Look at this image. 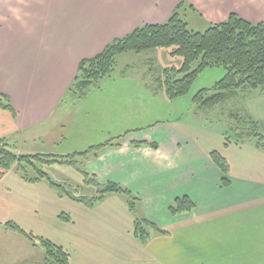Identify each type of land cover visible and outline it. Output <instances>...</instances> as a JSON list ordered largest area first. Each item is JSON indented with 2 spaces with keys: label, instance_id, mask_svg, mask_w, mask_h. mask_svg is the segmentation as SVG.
<instances>
[{
  "label": "crops",
  "instance_id": "0c3cea01",
  "mask_svg": "<svg viewBox=\"0 0 264 264\" xmlns=\"http://www.w3.org/2000/svg\"><path fill=\"white\" fill-rule=\"evenodd\" d=\"M178 5V12L198 15L205 25L231 12L250 22L264 19V0H0V93L13 109L0 108V140L18 148L17 154L66 155L123 135L120 145L82 160L84 172L98 191L110 182L129 189L148 235L134 233L123 193L79 200L69 192L70 203L53 209L51 217L72 239L78 254L72 264L87 255L89 264H264L263 147L251 138L249 145H226L222 130L210 129L213 122L187 117L193 106H217H199L193 97L225 71L207 69L201 86L173 100L156 88L152 68L130 71L128 65L79 100L67 92L83 59L141 25L164 22ZM248 95L244 113L262 126L264 91L247 93L245 101ZM211 150L227 160L226 185ZM10 168H0V184ZM36 178L24 180L42 182ZM182 196L195 208L172 215L169 206ZM17 208L12 198H0V261L18 252L21 235L4 225Z\"/></svg>",
  "mask_w": 264,
  "mask_h": 264
},
{
  "label": "trees",
  "instance_id": "16d2710c",
  "mask_svg": "<svg viewBox=\"0 0 264 264\" xmlns=\"http://www.w3.org/2000/svg\"><path fill=\"white\" fill-rule=\"evenodd\" d=\"M180 6L178 5L164 22L141 25L125 36L110 42L96 56L83 59L67 92L79 100L85 97L91 88L98 87L104 78L113 74L119 54L140 53L155 48H165L168 54L178 55L183 59L180 67H164L155 78L156 88L162 90L168 100L187 95L197 77L203 71L212 68H222L225 74L213 85L200 89L194 95L193 103L199 106L212 107L244 97L252 91H264V19L250 22L231 12L224 20L209 24L204 31H195L187 27V22L178 12ZM192 65L195 66L192 67ZM0 108L13 112L9 98L3 93H0ZM236 114L230 113V116L244 125L237 127L234 131V143L238 144L245 139L254 138L257 146L263 145V135L257 130L260 127L258 121L248 113H244L241 117H237ZM122 137L123 135L110 138L100 145L66 155L17 154L9 144L0 140V168L6 170L15 165L17 168L24 169L26 165H30L37 170L45 164H65L74 166L83 174L85 180H88L84 170L79 167L80 161L77 159L86 160L89 155H97L104 147L118 146L121 144L119 138ZM224 141L226 145L231 142L227 135L224 136ZM149 144L153 148L157 147L155 143ZM209 156L223 174L222 184L226 185L228 182L227 160L218 150H211ZM38 173V179L47 178L43 171ZM48 179L53 187L72 197L62 183ZM99 192L95 198H101L107 192L123 193L127 197L128 208L134 215V233L141 239H146L148 231L144 226H139L137 197L126 187L114 182L105 184ZM78 199L84 200L85 197ZM194 208L195 203L189 197L182 196L177 197L168 209L172 215H176L190 212ZM144 221L154 230L163 232L153 223ZM4 225L7 229L14 230L30 241L38 243L44 249L46 264H69L68 253L62 246L49 239L33 235L15 222L8 221Z\"/></svg>",
  "mask_w": 264,
  "mask_h": 264
},
{
  "label": "rangeland",
  "instance_id": "374dc122",
  "mask_svg": "<svg viewBox=\"0 0 264 264\" xmlns=\"http://www.w3.org/2000/svg\"><path fill=\"white\" fill-rule=\"evenodd\" d=\"M182 18L187 22V27L191 30L195 31H204L208 26L205 25L204 21L198 16L193 15L190 12H180ZM141 55L137 54H120L116 58L115 70L113 73L121 72L124 65L129 66V70H146L147 67L152 68V75L158 76L161 72V69L164 67H180L183 63V59L178 55H170L168 54L167 49L165 48H156L150 49L141 52ZM128 55H131L128 57ZM137 55V56H136ZM134 58H130L133 57ZM151 58V59H150ZM151 61L150 65H148V61ZM195 65H192L194 67ZM211 71H217V69L225 71L222 68H212ZM206 71V70H205ZM202 72L197 79L195 80L191 89H195V87L201 86V83L206 76L207 72ZM119 72V73H120ZM214 73V72H213ZM151 88L152 78L149 76L147 78ZM209 82V81H208ZM101 83V82H100ZM100 85V84H99ZM190 89V91H191ZM257 92H254L255 94ZM252 94V95H253ZM252 96L248 95L245 101V97L241 96L239 98H235L229 100L225 103L219 104L210 110L198 109L196 106L190 110L187 117H189L190 113L194 115L201 116L206 120H210L213 122L211 128L221 129V133L223 132L224 136H228L231 142H234V131L237 127L244 125V123L238 122L236 118L230 116V113H237V117H241L244 114L246 106ZM246 105V106H245ZM186 114L183 117L186 120ZM259 134L263 135V147L264 150V125L260 126L258 129ZM210 135H214L212 131H208ZM254 139V138H252ZM250 140H243L245 145L250 144ZM255 140V139H254ZM256 142V140H255ZM11 149L15 152L18 151V148L11 147ZM79 158L77 159V161ZM80 168L84 170L83 161L79 160ZM9 174H7L2 184H0V198L10 197L15 202L16 205H19L20 208H17L14 213H10V217L8 221L17 223L24 230L31 232L33 235L43 236L45 239H49L57 245H63L64 250L67 251L69 258V264H72L78 254L75 253L74 244L71 238H68L58 227L57 222L53 220L51 217V213L53 209H61L64 208L70 199L65 193L57 188L53 187L50 184V178L52 181H56L58 183H62L68 192L76 194V196L84 197V196H96L99 191L98 188L93 186L89 181L85 180V177L82 173L78 172L76 168L69 167L66 165L60 164H51V165H43L42 167H38L36 170L30 165H26L24 169H17L15 165L10 168ZM16 169V170H14ZM38 171H43L47 174L46 177L42 178V182L31 183L24 180L25 176H39ZM63 182H69L70 184H74V189H70V187H66ZM60 194L64 195V198H60ZM123 195V194H122ZM63 199V200H60ZM40 213V211L44 212ZM97 206V210H100ZM18 233V232H17ZM20 234V233H18ZM21 237L18 239L20 243L18 245V252L14 255H9V259L6 258L3 261H0V264H46L44 262V249L38 244L30 241L28 238L20 234ZM25 237L28 242L25 246H23L26 242L24 240ZM86 237V236H85ZM88 240V238H85ZM92 240V239H90ZM71 244V245H70ZM73 245V246H72ZM87 255V254H86ZM83 256V255H81ZM92 255L90 258L92 259ZM84 261H80V264H89V255L85 256ZM94 262V261H92ZM95 263V262H94ZM92 263V264H94Z\"/></svg>",
  "mask_w": 264,
  "mask_h": 264
},
{
  "label": "water",
  "instance_id": "95a60500",
  "mask_svg": "<svg viewBox=\"0 0 264 264\" xmlns=\"http://www.w3.org/2000/svg\"><path fill=\"white\" fill-rule=\"evenodd\" d=\"M47 175V174H46Z\"/></svg>",
  "mask_w": 264,
  "mask_h": 264
}]
</instances>
